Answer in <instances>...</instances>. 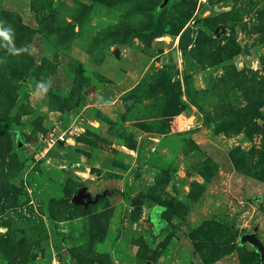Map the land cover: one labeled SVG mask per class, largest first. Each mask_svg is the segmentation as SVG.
I'll return each mask as SVG.
<instances>
[{
	"label": "rangeland",
	"instance_id": "374dc122",
	"mask_svg": "<svg viewBox=\"0 0 264 264\" xmlns=\"http://www.w3.org/2000/svg\"><path fill=\"white\" fill-rule=\"evenodd\" d=\"M250 232L264 0H0V264H264Z\"/></svg>",
	"mask_w": 264,
	"mask_h": 264
},
{
	"label": "water",
	"instance_id": "95a60500",
	"mask_svg": "<svg viewBox=\"0 0 264 264\" xmlns=\"http://www.w3.org/2000/svg\"><path fill=\"white\" fill-rule=\"evenodd\" d=\"M85 188L82 186L78 189L77 193L71 197V202L74 204H84L86 206L92 201H95L99 194H96L93 199L90 198L89 193L84 191ZM248 244L253 247L258 253L260 257V262L264 259V244L259 240L257 235L254 232H250L247 236Z\"/></svg>",
	"mask_w": 264,
	"mask_h": 264
},
{
	"label": "built area",
	"instance_id": "2783aa9c",
	"mask_svg": "<svg viewBox=\"0 0 264 264\" xmlns=\"http://www.w3.org/2000/svg\"><path fill=\"white\" fill-rule=\"evenodd\" d=\"M59 139H60V140H65V137L63 136V137H60ZM50 140H51V139H50Z\"/></svg>",
	"mask_w": 264,
	"mask_h": 264
},
{
	"label": "trees",
	"instance_id": "16d2710c",
	"mask_svg": "<svg viewBox=\"0 0 264 264\" xmlns=\"http://www.w3.org/2000/svg\"><path fill=\"white\" fill-rule=\"evenodd\" d=\"M102 194L105 193V192H101ZM230 227L232 228V225H230Z\"/></svg>",
	"mask_w": 264,
	"mask_h": 264
}]
</instances>
